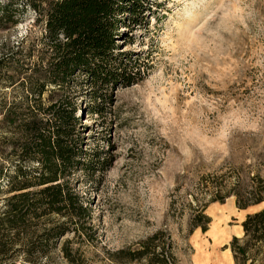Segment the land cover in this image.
Masks as SVG:
<instances>
[{
  "label": "rangeland",
  "instance_id": "1",
  "mask_svg": "<svg viewBox=\"0 0 264 264\" xmlns=\"http://www.w3.org/2000/svg\"><path fill=\"white\" fill-rule=\"evenodd\" d=\"M146 6L116 41L139 76L107 89L100 113L76 114L89 156L72 178L94 233L59 242L70 238L81 264H137L114 252L163 230L176 264H233L229 241L259 206L238 209L232 197L207 202L206 229L189 231L188 203L200 175L238 156L244 140L264 137V0ZM31 18L0 29V51L36 31Z\"/></svg>",
  "mask_w": 264,
  "mask_h": 264
},
{
  "label": "trees",
  "instance_id": "2",
  "mask_svg": "<svg viewBox=\"0 0 264 264\" xmlns=\"http://www.w3.org/2000/svg\"><path fill=\"white\" fill-rule=\"evenodd\" d=\"M145 11L146 0H0V29L27 14L36 28L0 51V264H81L70 238L59 242L94 233L72 178L89 156L76 114L100 113L107 89L139 76L115 51L126 34L119 27L140 23ZM80 96L89 99L82 106ZM238 147V156L196 180L188 228L206 229L207 202L232 197L238 209L259 206L244 215L241 236L228 247L233 264H264V137ZM166 238L156 230L114 255L176 264Z\"/></svg>",
  "mask_w": 264,
  "mask_h": 264
}]
</instances>
